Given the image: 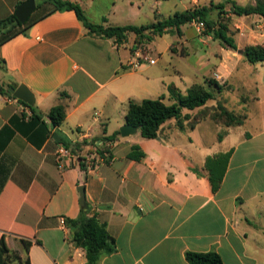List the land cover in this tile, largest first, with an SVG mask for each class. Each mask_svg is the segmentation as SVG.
Returning a JSON list of instances; mask_svg holds the SVG:
<instances>
[{
    "label": "crops",
    "instance_id": "1",
    "mask_svg": "<svg viewBox=\"0 0 264 264\" xmlns=\"http://www.w3.org/2000/svg\"><path fill=\"white\" fill-rule=\"evenodd\" d=\"M25 1L0 0V21ZM38 1L30 15L35 20L0 45V242L19 258L13 264H87L86 250L66 225V219L80 217L83 206L87 215L98 212L115 241V251L97 264H189L187 252H216L224 264H264V126L238 130L219 150L192 139L205 119L192 123L184 112L182 128L165 122L156 139H145L140 131L122 137L130 101L168 99L170 85L185 93L196 77L180 70L174 79L156 80L147 41L137 46L130 33L118 45L91 34L74 10L51 11ZM64 1L79 5L95 25L142 26L169 17L159 7L167 0ZM245 17L264 25L259 15ZM142 50L153 63L132 68ZM186 72L196 76V70ZM20 85L33 93L34 106L10 92ZM57 106L66 117L53 127L48 115ZM30 107L45 124H30ZM22 114L24 120L12 122ZM253 121L249 116L221 131V140ZM112 136L114 141L105 142V160L101 139ZM63 141L81 146L69 149L60 166ZM136 146L144 153L138 160L129 158ZM229 151L222 181H212L207 159ZM95 153L92 160L82 159Z\"/></svg>",
    "mask_w": 264,
    "mask_h": 264
},
{
    "label": "trees",
    "instance_id": "2",
    "mask_svg": "<svg viewBox=\"0 0 264 264\" xmlns=\"http://www.w3.org/2000/svg\"><path fill=\"white\" fill-rule=\"evenodd\" d=\"M225 3L231 5L230 11L236 16L259 15L264 19V0H255L254 5L247 6L239 5L234 0H226V2L219 4L211 2L209 6H198L184 11H177L165 19L158 20L150 25L142 26L95 25L88 22L79 5L62 0H55V5L51 11L57 9L74 10L78 18L83 22L84 26L91 34H96L107 39H113L118 45L126 42L130 33L136 35V45L139 46L144 40L147 42L151 41L154 36H162L167 33L182 35V27L184 25L193 22H203L205 36H212L215 40H220L223 45L230 47L233 50H238L235 39L228 33V23L224 16L228 14L225 10ZM38 8L39 7L37 6V10ZM213 9L218 11V17L216 20L211 18ZM33 18L34 17H30L24 24H22L14 14L7 20L0 21V30L2 31L0 45L22 33L35 20ZM243 55L246 61L251 64L262 63L264 62V45L247 46L243 49ZM210 83L217 88L218 91L222 89V85L219 82L213 81ZM168 92L169 98L173 100V103L171 104H167L163 101L165 95L157 99H143L141 102L130 101L125 117L126 124L139 127L140 134L143 138L156 139L159 136L162 125L166 121L173 118L180 121L183 117L184 109L194 110L196 108L204 107L208 101L215 98L214 91L200 84L193 85L187 89L185 93L176 86L170 85ZM23 104L27 105L24 102ZM30 108L33 111L30 124H45L42 122L41 116L34 111L33 107ZM222 113L228 119L227 127L239 126L245 121V118L237 117L225 110H223ZM65 117V109L62 106L54 107L48 115L53 127L60 126ZM24 118L25 114L14 116L12 122L24 120ZM179 127H183L182 122H179ZM101 141L102 145L100 146V154L105 160H108L109 158H107V154L109 152L105 147V142L114 141V137H105L101 139ZM63 143L68 150L70 149V152H76L81 146L78 144L77 147H74L67 142L63 141ZM137 151L140 152L137 153ZM231 153V151L220 153L207 159L206 169L210 171L209 177L212 181H222ZM142 157H144V153L140 148L138 146L133 147L132 152L129 154V158L138 160ZM84 209H86V206L82 207V213L78 219H66V225L73 232V240L76 245L86 250L88 258L87 264H97L102 256L115 251V241L109 234L107 225L99 220L98 212L95 209H92L87 215L83 212ZM186 259L189 264H224L222 257L216 252H187ZM17 260L19 261L18 257L9 254V250L2 239L0 242V264H13V262Z\"/></svg>",
    "mask_w": 264,
    "mask_h": 264
},
{
    "label": "rangeland",
    "instance_id": "3",
    "mask_svg": "<svg viewBox=\"0 0 264 264\" xmlns=\"http://www.w3.org/2000/svg\"><path fill=\"white\" fill-rule=\"evenodd\" d=\"M234 1L239 5L247 6L252 0ZM38 2H41V0ZM210 2L219 4L226 2V0H199L198 6H209ZM44 3L45 6L54 7L55 0H44ZM225 5V10L228 12L224 15L228 23V33L235 39L238 50L223 45L220 40H215L212 36H205L204 30L199 29V22L184 25L182 35L167 33L157 36L156 41L152 39L147 42L153 53L152 59L156 61L153 66L156 80L161 77H163V80L165 78L174 79L176 73L178 74L182 70L187 78L196 77L190 87L200 84L214 91L215 98L208 101L204 107L194 110L184 109L183 112L189 114L188 120L192 123L205 119L193 131L192 139L199 138V141H202L207 147L216 144L217 150L232 143L233 137L239 131L248 129L253 132L255 131L254 127L264 126V62L251 64L246 61L243 53L239 52L247 46L264 45V25L262 26L259 21H250L245 16L234 15L230 11L231 5L228 3H225ZM159 7L164 15L170 16L177 11L192 8L193 2L192 0H167ZM217 17L218 11L213 9L211 18L216 20ZM138 21L140 23L144 22V20H137V23H139ZM167 46L168 52H164ZM161 52H164L162 56H160ZM145 53L147 52L142 50L143 56L147 55ZM186 70H196V76L189 75ZM213 81H217L222 85L220 91L211 85L210 82ZM164 101L167 104L172 103L170 102L172 100H169V94L168 99L166 96ZM223 110L237 117L245 118V121L251 116L254 121L246 128L234 129L236 131L231 137L226 140L220 138L219 141L216 137H220V132L225 133L228 128L226 126L228 119L222 113ZM170 120L176 122L178 127L179 122L184 121L183 119L178 121L175 118Z\"/></svg>",
    "mask_w": 264,
    "mask_h": 264
},
{
    "label": "water",
    "instance_id": "4",
    "mask_svg": "<svg viewBox=\"0 0 264 264\" xmlns=\"http://www.w3.org/2000/svg\"><path fill=\"white\" fill-rule=\"evenodd\" d=\"M35 9H36V0H27L17 7L15 16L17 17L20 23L24 24L29 19L30 15L35 11ZM239 52L243 53V50H239ZM10 92L18 100L25 102L29 106H34L35 104L34 95L25 85H20L17 88L11 87ZM139 130L140 129L137 126L125 124L120 128L119 132L122 137H128L136 134ZM78 191L80 194V203L84 205L85 202L84 186H80L78 188Z\"/></svg>",
    "mask_w": 264,
    "mask_h": 264
},
{
    "label": "built area",
    "instance_id": "5",
    "mask_svg": "<svg viewBox=\"0 0 264 264\" xmlns=\"http://www.w3.org/2000/svg\"><path fill=\"white\" fill-rule=\"evenodd\" d=\"M203 29L204 30V23L203 22H199V29ZM148 63H153V60L151 58H149L148 56H143L140 52L135 53V59L132 62V68H140L141 66H143L144 64H148ZM70 152L69 150L62 146L60 148V150H58L57 152V160L60 166H62V162L65 158L69 157ZM95 154H89V155H83L82 159L84 160H92V157H95ZM80 159V158H79ZM62 222L64 223V220H62Z\"/></svg>",
    "mask_w": 264,
    "mask_h": 264
}]
</instances>
